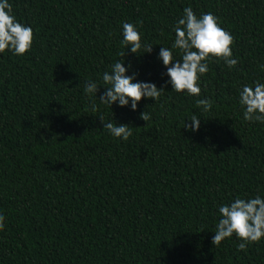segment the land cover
<instances>
[{"label": "trees", "instance_id": "1", "mask_svg": "<svg viewBox=\"0 0 264 264\" xmlns=\"http://www.w3.org/2000/svg\"><path fill=\"white\" fill-rule=\"evenodd\" d=\"M11 3L33 44L0 54V264H264V238L245 250L235 237L211 239L218 204L264 196V124L244 121L237 104L240 85L264 82V0ZM185 6L218 18L237 65L209 62L199 98L213 106L196 132L182 122L199 114L197 98L165 85L158 103L142 98L135 111L100 106L132 126L127 141L113 139L89 111L85 81L123 50L128 21L153 46L125 48L123 59L160 87L157 53L171 46Z\"/></svg>", "mask_w": 264, "mask_h": 264}, {"label": "clouds", "instance_id": "2", "mask_svg": "<svg viewBox=\"0 0 264 264\" xmlns=\"http://www.w3.org/2000/svg\"><path fill=\"white\" fill-rule=\"evenodd\" d=\"M173 27L174 39L170 47L160 45L157 59L161 62L166 76L160 87L150 80H138L137 72L131 71V64L123 59L125 48L129 52L140 55L150 53L153 44L144 43L137 25L132 22H121L120 43L123 50L117 53V58L99 75V80L88 79L84 83V94L89 100V111L95 113L101 129L107 131L110 137L121 142L132 136V126L125 123L117 124L111 118L106 119L100 106H127L130 111L137 109L141 99H151L152 104L158 103L165 85L184 96L196 97L195 104L199 114L194 112L185 117L182 127L196 132L200 127L201 116L210 111L213 101L201 96L199 81L209 71V62L222 61L232 69L238 59L233 56V36L219 25L218 18L211 12L199 15L190 6L182 9V14L175 20ZM33 44V28L16 18L11 0H0V54L5 52L14 56H22ZM174 50L176 55H174ZM264 68V65H261ZM102 89V91H101ZM99 92V96L97 93ZM98 102V103H97ZM237 104L242 110V118L247 122L264 124V82L253 81L242 84L238 89ZM143 121L151 119V113L145 110L139 113ZM218 219L214 225L212 244L219 245L221 241L235 237L240 242L239 250H245L254 242L264 238V196L233 197L226 203L216 206ZM5 217L0 214V228L4 227Z\"/></svg>", "mask_w": 264, "mask_h": 264}]
</instances>
